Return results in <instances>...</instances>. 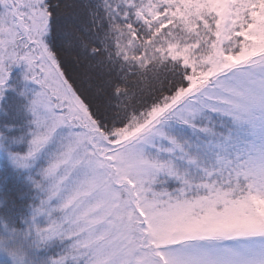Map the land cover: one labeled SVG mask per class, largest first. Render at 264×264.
Returning <instances> with one entry per match:
<instances>
[{
	"label": "snow or ice",
	"instance_id": "snow-or-ice-1",
	"mask_svg": "<svg viewBox=\"0 0 264 264\" xmlns=\"http://www.w3.org/2000/svg\"><path fill=\"white\" fill-rule=\"evenodd\" d=\"M0 264H264V0H0Z\"/></svg>",
	"mask_w": 264,
	"mask_h": 264
}]
</instances>
